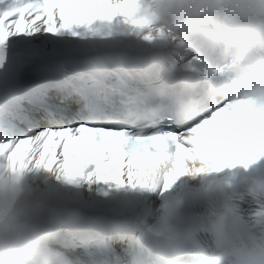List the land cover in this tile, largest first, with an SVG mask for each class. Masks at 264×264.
<instances>
[{
    "label": "snow or ice",
    "instance_id": "snow-or-ice-1",
    "mask_svg": "<svg viewBox=\"0 0 264 264\" xmlns=\"http://www.w3.org/2000/svg\"><path fill=\"white\" fill-rule=\"evenodd\" d=\"M141 2L0 0V175L142 197L102 233L93 226L107 211L87 200L37 201L53 210L54 264L97 253L110 264H264V182L233 191L239 170L264 162V107L228 100L188 123L144 118L136 97L172 91L177 72L137 18ZM115 239L129 245L123 259Z\"/></svg>",
    "mask_w": 264,
    "mask_h": 264
},
{
    "label": "clouds",
    "instance_id": "clouds-1",
    "mask_svg": "<svg viewBox=\"0 0 264 264\" xmlns=\"http://www.w3.org/2000/svg\"><path fill=\"white\" fill-rule=\"evenodd\" d=\"M136 16L177 72L172 91L136 97L144 118L188 123L228 100L264 107V0H142ZM26 178L37 176L0 175V264H54L53 210L38 207Z\"/></svg>",
    "mask_w": 264,
    "mask_h": 264
},
{
    "label": "bare ground",
    "instance_id": "bare-ground-1",
    "mask_svg": "<svg viewBox=\"0 0 264 264\" xmlns=\"http://www.w3.org/2000/svg\"><path fill=\"white\" fill-rule=\"evenodd\" d=\"M41 176H42V175H41ZM41 176H37L36 179H31V181H32V182L34 181L35 183H37L38 186H40V185H41V183H40Z\"/></svg>",
    "mask_w": 264,
    "mask_h": 264
}]
</instances>
